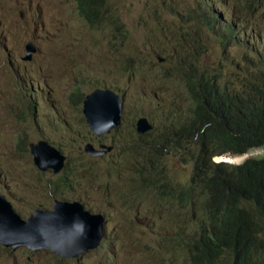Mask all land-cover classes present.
I'll list each match as a JSON object with an SVG mask.
<instances>
[{
  "label": "rangeland",
  "instance_id": "374dc122",
  "mask_svg": "<svg viewBox=\"0 0 264 264\" xmlns=\"http://www.w3.org/2000/svg\"><path fill=\"white\" fill-rule=\"evenodd\" d=\"M7 1L0 0L1 192L22 218H27L38 206L45 207L43 203L47 202V188L32 166V156L27 151L29 145L27 147L21 143L22 140L30 143L45 137L55 147L59 146L69 159L68 165L71 168L77 167L82 171V174L76 172L77 177L74 179L75 198L88 199L89 207L85 206L86 209L106 217L103 229L109 241L106 251L100 250L87 256L83 264H98L104 259H108V264H135L136 258L143 260L147 256L150 257L154 248L160 251V241L155 237L142 238L144 242L149 240L148 244L143 243L149 245V248H145L135 257V253L127 247L129 232L134 230L132 223L135 211L123 208L117 194L109 198L110 203L104 201L106 189L120 185L117 177L107 176L111 171L110 166L88 161L83 168L80 167L83 161L81 158H87L83 151L86 142L78 134L82 132L78 126V114L65 100V90L74 75H81L83 80L95 82L78 85L84 95L92 92L94 86H98V89L101 86L100 90L103 92L108 89L126 90L128 104L122 109L121 128L98 139L91 135L92 139L88 142L95 148L98 147L99 141L110 145L114 139L117 151H121L122 144L126 143L121 136L124 134L123 129L130 128L132 124V107L138 115L146 113L153 117L152 105L134 106V94L146 93L158 98V101L166 106L164 113H167V110L176 111V105L182 114L187 115V104L179 100L186 96L183 83L179 79L162 78L164 74L172 75L173 68L165 61L155 66V58H150L152 51L148 54L144 68L147 71L149 67H153L152 82L145 70L136 72L134 78L126 77L123 71L127 68L134 72L138 56L144 50L149 51V47L161 45L169 49L175 44L179 27L173 25L172 13L168 12L163 4H172L177 11L185 13L186 10L196 7V0H110L112 6L117 8L110 11V20L118 18L125 26L127 35L124 46L120 40L114 41L111 34L84 25L78 18V5L74 0H9L8 6ZM146 1L152 2L156 7H144ZM111 29L112 27H108L109 31ZM27 41L34 43L36 53L30 55V60L23 63L19 58L26 55L22 53V46ZM205 48L207 51L200 58V63L218 67L219 64L214 61L223 59V56H220L221 51L215 50L211 43H205ZM225 55H233L235 60L241 59V55L233 48L226 49ZM11 64L14 69L12 71ZM25 73L35 83H27L28 79L22 82L20 79ZM14 75L20 76V79L16 78L17 84L13 83ZM28 97L31 99L30 105L35 120L23 114L28 105ZM182 114L180 116L185 117ZM161 127V123L157 122L155 132L158 133ZM19 144L21 150H17ZM248 153H252V156L264 155V148H256ZM180 156L181 152L169 150L163 165L169 176L185 180L189 176V169L180 166ZM119 160L121 161L120 157ZM214 160L219 158L215 157ZM89 167L93 174L100 178L97 186L88 183L92 173L88 170ZM3 170L9 177L2 176ZM51 176L53 174L47 172L43 177ZM105 177L108 178L109 185H105ZM210 211V207L200 201L185 203L180 208L168 203L162 209H155L154 216L160 215L162 219L166 217L167 220L172 219L178 223L180 216L184 214L188 239L194 236L199 219H206ZM137 224L139 235L141 228ZM154 229L159 231L160 228L157 226ZM48 257L49 254L44 250L27 251L17 247L8 253L0 252V264H44L49 260ZM151 261L158 264H178L162 255L153 257ZM181 264H189L187 253L182 256Z\"/></svg>",
  "mask_w": 264,
  "mask_h": 264
},
{
  "label": "trees",
  "instance_id": "16d2710c",
  "mask_svg": "<svg viewBox=\"0 0 264 264\" xmlns=\"http://www.w3.org/2000/svg\"><path fill=\"white\" fill-rule=\"evenodd\" d=\"M75 1L79 17L90 27H95L92 15L87 14L89 7L85 0ZM234 1L236 16L242 22L264 20V0ZM201 20L202 15L196 11L188 14L185 21L179 16L178 23L186 25ZM118 31L124 46L126 36L121 32L122 28ZM202 38H211L221 48L231 41H234L233 46H242L238 43L239 36L227 34L213 24L201 23L196 28L190 25L178 28L175 44L169 49L161 45L151 48L154 55L165 58L173 68L172 75L164 74L163 79L180 78L185 81L187 95L179 100L187 104V115L174 105L176 112H171L173 117L164 119L178 123H170L161 134L149 132L140 135L131 128H124L121 136L126 143L122 144L121 161L118 156L92 158L85 155L87 158H81L80 167L83 168L88 161L109 165L111 171L107 176L117 177L120 185L106 189V192H115L123 208L129 211L134 210V200L144 201L148 194H152L155 202L193 204L200 201L210 206L212 210L208 220L200 222L199 238L188 247L190 264H264V155L249 157L240 164L212 161L215 155L242 154L257 147L264 148V56L243 54L240 60L222 63L218 67L202 66L199 52L191 51V47L200 50L195 43ZM124 73L132 75L126 70ZM122 96L126 99L125 90ZM82 97L79 90L74 89L67 100L78 114V126L82 131L78 134L87 142L90 133L79 111ZM156 110L160 111L158 105ZM178 113L185 118H178ZM21 143L27 145L24 140ZM17 150H21L20 144ZM169 150L181 152L180 163L190 169L184 187H172L173 182L168 178L171 176L163 160ZM244 157L221 156L232 161H240ZM68 163L67 158L61 173L51 177H43L46 172L38 170L34 164L32 166L51 195L48 194L49 198L70 202L78 200L86 209L85 206L89 207L88 199L75 198L76 191L73 190L76 172L82 174V171L77 167L71 168ZM88 170L92 171L90 167ZM1 173L9 177L6 171ZM90 176L89 185H99V176L93 171ZM104 179L105 185H109L108 178ZM174 192L183 194H177L174 199ZM50 203L48 199L43 205ZM0 250L8 249L0 246Z\"/></svg>",
  "mask_w": 264,
  "mask_h": 264
},
{
  "label": "clouds",
  "instance_id": "9594fccd",
  "mask_svg": "<svg viewBox=\"0 0 264 264\" xmlns=\"http://www.w3.org/2000/svg\"><path fill=\"white\" fill-rule=\"evenodd\" d=\"M8 3H9V0L6 2L7 6H8ZM85 4L89 7L88 10H87V14L92 15L93 21H95L96 26L95 27H90L88 24L85 23L87 21L83 22V20L78 15V18L81 20V22H83L84 25L88 26L91 29H97L99 31L104 32L105 34H107V33L111 34V38L114 41L120 40L121 43H122V39H121V37H119V31L118 30H120V28H122L121 32H123L125 34V36L127 35V33L125 32L124 24H121L118 18H114V19L110 20V15H109L110 11H112L113 9H117V8H114L112 6L110 0H85ZM163 6L168 12L172 13L171 14V20L173 21V25L177 26L179 28H185L186 26L188 27V25H190V27H192V28H196L201 23H210V24H213V25H215L217 27L222 28L224 30V32L227 33V34H231V35H234V36H239L238 43L242 45L240 47L233 46L232 44L234 43V41H231V43L229 45H225L224 48H221V47H218L217 44L214 43L211 38H209L208 40L203 39V38L202 39H198L195 44L200 47V50H198V49H196L194 47H191V49H193V51L192 50L191 51L192 52H195V51L199 52V55H200L199 61H200V58L202 57V55L205 54L206 51H207V49L205 48V43H211L215 50H220L221 51L220 56H223V59L222 58H218L217 61H214L215 63H218L219 65L222 64V63L226 64L228 62H231V61L235 60V57L233 55H225V50L228 49V48L236 49V51L240 55L249 54V55L257 56V57H263L264 56V20L252 19L250 21V23L242 22L236 16V6H235V1L234 0H201V1L200 0H196V7H194L193 9L186 10L185 13L177 11L172 6V4H163ZM144 7H156V6H154L152 4V2L146 1L144 3ZM196 11H199L200 14L202 15V20L201 21H199L198 23L194 22V23L186 24V25H180L178 23L179 22V16L182 17L183 21H185L186 20V16L188 14H192V13H194ZM77 13H79V11ZM20 15H21V18H22L23 17V13H21ZM108 27H112V29L109 31ZM147 36H149V35H147ZM148 40L150 41L149 37H148ZM182 45L185 46V44H182ZM32 48H34V52H31ZM151 48H152V46L148 48L149 51L144 50L138 56V58L136 60V65H135V68H134V72L133 71H129L127 68L124 69L127 72H131L132 73V75H130V76H132L134 78V75H135L136 72H138L140 70H145L144 68L146 67V62L148 60V54L150 53V51H152ZM145 49H146V47H145ZM29 50H30V55L36 53V47H35V45H34V43L32 41H27L25 44H23L22 53L24 52L26 55H23L22 57L19 58V60L21 62L25 63L26 61L30 60V59H27V54L29 53ZM7 55H8V57L11 56V54L9 52L7 53ZM32 58H33V56H32ZM150 58L151 59L155 58V61H156V65L155 66H158V63L161 64L164 61L168 62L165 58H161L160 56L154 55L153 52H152V55L150 56ZM12 65L13 64H11L10 68L12 67ZM202 66H204V65H202ZM205 66L211 67L209 65H205ZM138 67H141V68L139 70H137ZM152 68L153 67H149L147 69V71L145 70L146 73H148L149 79H150L151 82L153 81L151 79ZM12 70H14V69L11 68V71ZM72 73H74V71H72ZM123 73H124V71H123ZM188 73H190V71ZM124 75L126 77H129V76L126 75V73H124ZM16 78L20 79V76L14 75L13 76V79H14L13 83H18ZM26 79H28L27 83H35V81L30 79V76L27 73H25L22 76V79H20V80L23 82ZM174 79H178V78H174ZM179 80H181V82L183 83V86L185 88V94L187 95L186 87H185V81H183L180 78H179ZM86 82H90V81L84 80V84ZM81 83H83V79H82L81 75H74L71 83H69V86L65 90V92H66L65 93V96H66L65 100L68 102V100H67L68 99V94L72 90H74V89L79 90V92L83 95L82 101H81V103L79 105L80 117L83 120L84 126L87 128L88 132L90 133V140L92 139L91 135H94V138H97V139L101 138L102 136H107L108 134L107 135H102L100 137H96V135L94 133H92L90 128L88 127V125L86 123V120H85V116L83 115V103L85 101V98L88 95H90L92 92H94L95 90L101 91L100 90L101 86H99V89H98V86H94V89L92 90V92H90L89 94L84 95V93L81 91V89L78 86ZM93 83H95V82H93ZM160 88H162V86H160ZM106 91H109V92L113 93L115 96L119 97L120 100H121L122 109H123V106L126 108V104H128L127 101H126V99H127L126 90H125L126 99H124V97L122 96L124 90H120L119 89V91H118V90H115V89H113V90L108 89ZM30 100H31L30 97H28V99H27L28 105L25 108V112L23 114L27 115V117H29V118L32 117V119L35 120L34 116L32 115L33 110L31 109ZM142 104H149V105L153 106V117H150L146 113L138 115V112L137 111L134 112V107H132V109H131V115H132L131 121H132V124H131L130 128L133 129L135 132H137V130H136L137 129V124L139 123L140 120H145L147 122V124L151 127L150 131L145 132L143 134H140V133L137 132L138 134L144 135V134L149 133V132H155L156 131V123L157 122L161 123V125H162V127L159 128V132L157 134L163 133L164 132V128L166 126H168L170 123H174V124L178 123V121H176V120H174L172 122L165 121L164 118L166 116L173 117V114H171V112H176V111L167 110V113H164L163 111L166 109V106L163 103H160L158 101V98L152 97V96H150L149 94H146V93L134 94V106H138V105H142ZM157 105L159 106V109H160L159 112L156 110V106ZM177 117L178 118H185V117H181L180 113L177 114ZM122 122H123V118H122V110H121V125H120L119 128H117L116 130L112 131L111 133H115L116 131H118L121 128V126H122ZM40 139H44L48 143H50L45 138H40ZM40 139H38V140H40ZM112 141H114V145H111V144L108 145V144L101 143V144L98 145L97 148L94 147L96 150H99V146L100 145H103L105 147H111V150L109 152H106L104 155H101V156H98V157H94L92 155L86 154L85 152H84V154L86 156L92 157V158H99V157H102V156H107V155L113 154L115 157H117V155H118L120 157V159L122 160L121 151H119V150L117 151L115 140L112 139ZM30 143H35V142H30ZM30 143L29 142L27 143V147L29 145V148H28L27 151L32 156V161L31 162H32V164H34L33 155L30 152ZM87 143H91V142L87 141L84 144V146ZM52 146H54V145H52ZM84 146H83V149H84ZM114 146H115V152L112 153L111 151H112ZM55 148H57L62 154H64L58 148V146H56ZM257 148H263V147H257ZM254 149H256V148H254ZM254 149H251V150H254ZM251 150H249V151H251ZM248 152H245V153H242V154H232V153L229 152V153L222 154V155H215V156H213L212 161H213V159L215 157H219V160H214V161L215 162L223 161V162H227V163H231V164H240V163H242L244 160H246L249 157H260V156H263V155L252 156L251 155L252 153H248ZM247 154H249V155H247ZM223 155H228V156H231V157L234 156V155H241V156L245 155V157L242 160L237 161V163H236L235 160H233V161L229 160V159L228 160H221L222 159L221 156H223ZM66 161H67V156H66V160H65V165H66ZM34 166L36 167L35 164H34ZM180 166L181 167H186V168L189 169L188 166L182 165L181 163H180ZM42 172H46V173L47 172H51L52 173V171L49 170V169L46 170V171H42ZM53 175H57V174H53ZM168 178L173 182L172 187H174V188H180L179 184H181V187H184L186 185V180L187 179L180 180V179H177L175 177H168ZM0 190H1V188H0ZM174 193L179 194L180 192H174ZM48 194L49 193L47 191L46 195H45V199H47V200L50 199L51 203L48 206H45V207L38 206L35 209H43V210L51 209L52 205L54 204L55 201L70 202V201H67V200H64V199H60V198H49ZM115 194H116L115 192H111V193L104 192V195H105L104 196V201H106L109 197H115ZM176 198H177V195H175L174 199H176ZM151 200L155 201V199L152 198V194H148L147 198L144 201L137 200L139 202H142L143 206L139 207L138 210L134 207L133 211H135V214H134V222L132 223L133 224L132 226H134V230L136 231V237H134V230H131L129 232L130 236H129L127 247L132 252H134V240L142 241L143 240L142 238H145V237H147V238L155 237L156 239H158L160 241L159 243H161L160 246H159L160 251H158L157 248H154L153 249L154 253L150 257L147 256L148 258L146 257V259H143V260H140V259L136 258V263L135 264H146V261H151V259L153 257L158 256V255H162V256L165 257V254H167V253H169L171 251H175V250L178 251L180 247L182 249H185V251L181 254V256L176 257L175 261L178 264H181L182 256L185 253H187L188 257H189V264H190L191 263V258H190V253H189L188 247L192 246L194 241L199 238V236H200V228H199L200 227V222L203 221V220H205V221L208 220L210 213H209V215H208V217L206 219L205 218L199 219L198 226H197V229H196V232H195L194 236L188 237V239H187V232L188 231H187V226L185 224V218H184V220H182L180 222V218H182V216L184 214H182V216H180V218L178 220V223L176 221L172 220V219L171 220H167L166 217L164 219H162V216H160V215L158 217L154 216L155 209L164 208V206H162L163 204L164 205H166L168 203L169 204H174V205H178V207L180 208L181 205H183L185 203H182L181 201H179V202L167 201L165 203L155 202L154 208L153 209H149V212H147L146 204L148 202H150ZM75 201H78V200H75ZM78 202H80V201H78ZM210 209L212 210V208H210ZM85 210H87V209H85ZM87 211H89V210H87ZM142 212H144V213H142ZM32 213H33V211L30 214H32ZM90 213H92V212H90ZM93 214H101V213H93ZM146 217H148V221H146V219H145ZM104 218L106 220L105 216H104ZM136 223H138L137 225L141 228L139 235L137 234L138 231H137V228H136ZM147 224L149 225L148 228L145 227ZM157 226L160 228L159 231H156L154 229ZM172 226L175 228V230L177 232V236H176L175 241H173L170 238V236L173 234L174 231L168 230V228L172 227ZM103 229H104V226H103ZM148 230H149V233H148V235H146L145 233ZM163 231H165V232H163ZM183 233L186 235L185 238H184V241H183ZM181 239H182V243H181ZM105 241H107V242H105ZM108 244H109L108 235H107V233L105 235V233L103 232V238H102L99 246L96 249L88 250L86 252L78 254L77 256H75L73 258H61L59 256L54 255L53 252L50 249H46V248H39V249H36V250H44V251H46L49 254V257H48L49 260L45 261L44 264H83V261H84V259L87 256L92 255L95 252L100 251V250L106 251V247L108 246ZM147 244H143L142 243L139 247L135 248V250H136L134 252L135 253V257H136V255L138 253L144 251L145 248H149V245H147ZM0 246L8 249L7 251H1L0 250V252H3V253H8L12 249L17 248V247H15V248H13V247H5V246H3L1 244H0ZM19 247L22 248L24 246H19ZM25 248L27 249V251H36V250L28 249L27 247H25ZM108 254H110V253H108ZM107 260L108 259H104L103 261H99L98 264H108L109 262ZM167 260H169V259H167Z\"/></svg>",
  "mask_w": 264,
  "mask_h": 264
},
{
  "label": "water",
  "instance_id": "95a60500",
  "mask_svg": "<svg viewBox=\"0 0 264 264\" xmlns=\"http://www.w3.org/2000/svg\"><path fill=\"white\" fill-rule=\"evenodd\" d=\"M27 59H30V50ZM121 110L120 98L109 91L95 90L83 103L86 123L96 137L110 134L120 127ZM136 130L143 134L151 127L145 120H140ZM83 150L98 157L109 152L111 147L100 145L96 150L87 143ZM30 152L39 170L49 169L53 174L63 170L66 155L46 140L30 143ZM104 224L102 214L90 213L78 201H55L51 209H34L27 218H22L0 190V244L5 247L46 248L61 258H73L99 246Z\"/></svg>",
  "mask_w": 264,
  "mask_h": 264
},
{
  "label": "flooded vegetation",
  "instance_id": "af4514ba",
  "mask_svg": "<svg viewBox=\"0 0 264 264\" xmlns=\"http://www.w3.org/2000/svg\"><path fill=\"white\" fill-rule=\"evenodd\" d=\"M110 134H113V133H110ZM110 134H108V135H110ZM108 135H107V136H108ZM101 143H102V142L99 141V144H101ZM99 144H98V145H99ZM110 144H111V145H114V141H111ZM111 152H112V153L115 152V146L113 147V149H112ZM115 154H116V153H115ZM108 156H114V155H113V154H110V155H108ZM179 187L181 188V184H179ZM181 194H182V193L180 192L179 195H181ZM174 195H177V193H174ZM154 205H155V201H154V200H151L150 202H148V203L146 204V210H147V212H149V209H153V208H154ZM142 206H143V203H142V202H139V201H137V200H134V207H135L137 210L139 209V207H142ZM49 207H50V206H49ZM49 207H48V208H49ZM184 218H185V217H184V215H183L182 218H180V222H181L182 220H184ZM145 219H146V221H148V217H146ZM148 226H149V225L147 224L145 227L148 228ZM168 230H172V231H174L173 234L170 236V238H171L173 241H175L176 236H177V232H176L175 228L172 226V227H169ZM148 233H149V230H148L145 234L148 235ZM185 236H186V235L183 233V241H184ZM105 242H107V241H105ZM145 242L148 243L149 240H147V241H145ZM145 242H144V240H142V241L134 240V252L136 251L135 248L139 247L142 243H145ZM181 243H182V239H181ZM184 251H185V249H182V248L180 247L178 251L175 250V251H171V252L165 254V257H166L167 259H169L170 261H175L176 257L181 256V254H182ZM147 258H148V257H147ZM146 264H158V263H154V262H151V261H146ZM173 264H175V263H173Z\"/></svg>",
  "mask_w": 264,
  "mask_h": 264
}]
</instances>
